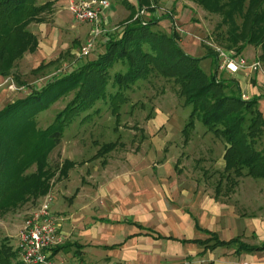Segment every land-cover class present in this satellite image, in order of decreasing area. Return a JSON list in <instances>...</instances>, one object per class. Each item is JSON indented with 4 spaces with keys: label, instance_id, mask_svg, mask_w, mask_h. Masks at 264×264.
I'll return each mask as SVG.
<instances>
[{
    "label": "crops",
    "instance_id": "1",
    "mask_svg": "<svg viewBox=\"0 0 264 264\" xmlns=\"http://www.w3.org/2000/svg\"><path fill=\"white\" fill-rule=\"evenodd\" d=\"M126 2L136 5V0ZM66 4L67 0H59L52 6L53 24L37 23L38 30L46 33L36 37L37 49L29 53L35 61H42L52 53L55 23L62 21V13L71 18ZM183 5V0L172 2L177 22L182 25L191 20V11ZM123 10L120 14L126 12ZM116 11L119 9L110 7L101 24L112 23ZM128 15L123 18L125 21ZM161 23L171 29L169 20ZM32 33L37 35V32ZM89 33L90 26L85 41ZM191 44V40L185 41L188 53L195 51ZM243 54L251 60L256 58L257 51L246 49ZM219 71L236 79L247 99L254 96L264 99L257 86L259 82L264 86V72L229 74L220 67ZM129 119L142 118L133 115ZM143 119L141 125L129 127L133 135H142L140 147H136L134 153L123 145H114L106 153L98 149L92 159H84L76 142L74 147L66 143L64 173L52 187L51 195V210L57 218L60 239L54 248V260L60 264H264V250L236 252L232 246L211 247L215 238L223 242L238 239L249 247L264 245V218L259 215V207L244 216V212L238 213L235 203L228 201L229 198L234 200L238 182L234 187L229 185L233 194L219 193L231 176L227 178L224 172L225 143L219 138L212 141V148L222 149L219 157L209 161L221 171L212 189L211 179L204 176L209 172L207 167H199L197 173L201 175L198 177L178 164L172 152L163 154L166 143L177 141L179 135L183 136V141L170 145L173 152L181 156L180 148L187 149L191 145L193 129L185 139V118L155 108ZM211 147L206 150L211 151ZM155 156L161 159L155 162ZM77 171L78 177L74 178L73 173Z\"/></svg>",
    "mask_w": 264,
    "mask_h": 264
},
{
    "label": "trees",
    "instance_id": "2",
    "mask_svg": "<svg viewBox=\"0 0 264 264\" xmlns=\"http://www.w3.org/2000/svg\"><path fill=\"white\" fill-rule=\"evenodd\" d=\"M38 1L0 0V75H4L15 59L36 51L37 38L28 30V25L44 22L42 15L51 11L59 0L43 4ZM191 1L208 13L221 16L216 31L222 36L225 49H234L241 56L247 46H254L257 49L255 60L264 65V0ZM154 3L150 0H136V5L123 2L130 11L129 17L119 37L106 40L103 53L43 86L41 91H34L27 98L0 110L1 208H15L49 191V175L43 171L45 164L41 158L60 141L63 126L70 123L74 114L86 112L97 100L108 96L113 98L112 111L118 116L119 104L126 101L124 92L152 70L179 82V94L190 107L183 130L185 139L193 129L194 121L199 120L207 132L225 143L223 158L227 178L232 174L264 179V151L256 148L264 132V119L258 108L263 97L243 100L237 80L219 71L217 54L212 49H208L204 59H210L214 69L206 74L199 65L201 58L187 55L179 46L170 15L154 16L152 13L148 21L143 22L140 11L145 7L146 11L153 12ZM163 20L171 23L169 33L153 29ZM116 63L122 65L123 70L113 74L111 85L115 92L107 95L108 70ZM46 65H40L32 72L37 73ZM73 90L76 91L72 101L45 131L37 130L31 118H22L25 101L32 100L33 103L35 98L37 102L46 95L53 102ZM19 102L20 117L16 115V103ZM64 114L66 117L62 120ZM7 130L12 131L10 135H6ZM114 145L104 144L99 151L106 153ZM34 163L38 171L23 175L22 172ZM214 241L211 247L232 246L236 252L264 250V245L249 247L238 239L223 242L215 238ZM0 264H21L17 252L3 241L0 242Z\"/></svg>",
    "mask_w": 264,
    "mask_h": 264
},
{
    "label": "rangeland",
    "instance_id": "3",
    "mask_svg": "<svg viewBox=\"0 0 264 264\" xmlns=\"http://www.w3.org/2000/svg\"><path fill=\"white\" fill-rule=\"evenodd\" d=\"M47 1L49 0H39L38 4H43ZM108 1L110 2V7H114L116 10L119 9V11H116L113 15V18L115 15L117 16L113 19L112 23H109L108 26L106 25L107 27L104 24H101L103 32L97 40L96 48L88 56L78 57L77 53L81 46L86 42L84 39L89 30V26L86 24L75 23L66 13H62L61 16L63 17L60 18L62 21L55 23L52 53L47 54L42 61H35L32 58V55L25 53L12 62V66L4 72V75H0V110L16 100L27 98L34 91H36V93L41 91L43 86H46L73 70H76L83 63L95 60L98 55L103 53L104 45L108 38L119 37L122 26L126 22L123 18L128 15L127 13L130 14V11L123 5V2L128 0ZM173 1L174 0H150V3L155 2L153 12L146 11L147 9L144 7V11L142 10L143 13H139V16L143 22H147L152 13L154 16H160L162 14L170 15L174 23L173 29L177 34V42L179 46L187 55L201 58L199 63L200 68L206 74H209L214 69V65L211 64L210 59H204V56L208 53V49H212L214 52L216 47H219L222 50H227L224 47L225 44L222 41V36L216 31L221 16L208 13L191 0H183L185 3L183 8H189L191 11V20L188 24L182 25L177 22V13L172 6ZM121 7L126 10L127 13L120 14ZM52 13H54V11L51 8V11L42 15L45 23L53 24L54 15H52ZM38 28L39 26H37V23H31L28 25V30L31 32H37L36 37L40 38V35L43 36L46 31L41 32ZM153 29L165 33L171 31L170 26L164 23L154 26ZM187 39L191 40V45H193L195 49L194 53L193 51L188 53L185 49V41ZM246 49H257H255L254 46H247L242 53H240V57L247 60L249 64L250 61H255L256 58L251 60L247 59L243 54ZM228 50L237 53L234 49ZM218 62L220 61L218 60ZM47 63L49 64L46 65ZM40 64L46 66L37 73L32 72ZM260 64L263 68L264 65L262 63ZM218 67H220V64ZM122 70L123 66L119 63L114 64L113 67L108 70V85L106 87L107 95L115 92L111 85L113 74ZM177 82L174 77H163L156 71L152 70L147 77L139 79L130 89L124 92L126 101L119 104L118 116L112 111L113 98L108 96L105 97V99L97 100L86 112L78 115L74 114L70 123L63 126L60 141L50 148L41 158L45 164L43 166V171H47L49 175V191L37 199L30 198L27 202L15 206V208L6 210L0 207V242L3 241L7 243L9 247H11V250H15L17 232L27 214L39 204L44 196L47 194L50 196L53 195L52 187L61 179L60 177H62V173H64V167L62 168V165L64 161L63 150L66 143H68V145H73L76 142L78 149L82 150V157L84 159L89 157L92 159L95 152L107 143H113L116 146L123 145L128 151H130V153H134L133 151L135 148L140 147L142 135L139 133L133 135L129 131V127H132L135 124L141 125L145 120L143 118L146 115L153 113L155 108L164 113L177 114L178 117L185 118L186 123L190 114V107L186 106L184 99L180 96L179 82L178 84ZM257 86L261 89V92L264 95L263 82H259ZM75 91L76 90H73L68 94H64L53 102L51 99H48L46 95H42V99L37 102L34 98V104L32 103V100L25 101L22 118H31L37 130L45 131L54 123L58 113L72 101ZM241 98L247 100L244 97ZM20 104L21 102L16 103V106H18L16 115L19 117L21 116L20 112L22 113ZM258 108L259 110L262 109L260 112L264 119V99L260 101ZM133 115H135V117L139 116L142 119H129ZM65 117L66 114H64L62 120H64ZM115 129H117V131ZM14 130V132H16L17 129ZM11 132V130H7L6 135H10ZM13 135H15V133ZM190 136L192 143L187 149H184V147L180 148L183 151L181 156L177 155L179 154L177 151L173 152L170 147L173 143H178L179 141L182 143L183 136L180 135L179 137L177 136V141L166 143V150L163 154L172 152L175 158H177L178 164H183L186 169H189V174H194L198 177L201 175V173H197L199 167L204 169L207 167L209 172L206 173V175L204 174V176H209V179H211L209 186L214 189L215 181L220 178L219 173H221V171L216 170L214 162L210 163L209 161L219 157L222 153V149L220 150L218 147H211V145H213L212 141L217 138H215L210 132H207L197 119L194 121V127ZM143 138L145 139L146 136H143ZM219 140L223 143L221 139ZM208 147H211V151L206 150ZM256 148L264 151V132L262 137L258 140ZM160 159L161 156H155L154 161L156 162V160ZM192 168H194L195 172H192ZM37 171L38 166L34 163L22 173L23 175H28L36 173ZM73 175L74 178H77L78 171L73 173ZM237 182V194L235 195L234 200L229 198L228 201L235 203L238 213L244 212V216L251 215V212L254 213V210L258 206L259 215L264 218V181L256 180L245 175L242 177H236L231 174L228 185L219 190L220 195L226 191L233 194L232 191H229L232 189L229 185L231 184L233 186L234 184H237ZM229 193L228 195H230Z\"/></svg>",
    "mask_w": 264,
    "mask_h": 264
},
{
    "label": "built area",
    "instance_id": "4",
    "mask_svg": "<svg viewBox=\"0 0 264 264\" xmlns=\"http://www.w3.org/2000/svg\"><path fill=\"white\" fill-rule=\"evenodd\" d=\"M109 8L108 0H67L66 10L72 20L90 26L88 39L78 51V57L88 56L96 48L97 40L103 32L101 20ZM215 52L220 61V69L229 74L239 71L264 72L257 60L248 64L247 60L234 51L222 50L219 47L215 48ZM242 97L246 98L244 95ZM51 205V196L47 194L22 222L17 232L15 248L21 264H60L53 258V249L60 243V239L57 218L51 210Z\"/></svg>",
    "mask_w": 264,
    "mask_h": 264
}]
</instances>
